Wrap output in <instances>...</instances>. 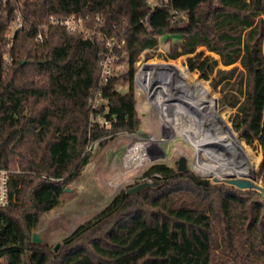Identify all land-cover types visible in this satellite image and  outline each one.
Segmentation results:
<instances>
[{
	"label": "trees",
	"instance_id": "16d2710c",
	"mask_svg": "<svg viewBox=\"0 0 264 264\" xmlns=\"http://www.w3.org/2000/svg\"><path fill=\"white\" fill-rule=\"evenodd\" d=\"M149 1H0V169H15L10 205L0 208V264H264L261 192L165 164L144 173L161 176L154 177L155 187L122 191L57 252L32 242L41 216L60 205L67 183L91 162L94 145L103 148L121 133L140 130L135 64L143 51L158 47L160 37H179L174 56L165 53V59L180 64L194 90L210 85L175 56L196 53L188 59L190 70L215 74L212 85L225 98L221 110H237L264 155V0H167L154 8ZM18 13L23 27L10 40L6 62V33ZM74 15H99L104 31L126 41L121 78L128 90L117 91L118 79H112L99 111L109 127L94 122L88 107L100 80L103 45L49 23L51 16ZM199 47L219 55L224 68ZM166 69L161 63L152 74ZM226 125L224 133L241 136L238 169L263 181L264 162L248 131L232 115Z\"/></svg>",
	"mask_w": 264,
	"mask_h": 264
},
{
	"label": "rangeland",
	"instance_id": "374dc122",
	"mask_svg": "<svg viewBox=\"0 0 264 264\" xmlns=\"http://www.w3.org/2000/svg\"><path fill=\"white\" fill-rule=\"evenodd\" d=\"M154 1H149L151 6ZM18 27L17 20L12 22L8 27L6 34L10 45L7 46V52L4 56L6 62L9 61V47L12 45L10 40H13ZM175 39H179V37L167 35L159 38L158 47L149 55L145 56L146 59H149V62L143 65L140 71V76L145 78L155 77L163 82L171 81V84L168 85H173L174 80L181 78L189 85V87H191V90L196 91L192 88V83L181 74V69L179 68L180 64L176 61L165 59V53L174 56L171 53V48L173 44L180 42V39L177 41H175ZM200 51H204L205 56L217 59L219 61L218 68H224L219 55L208 51L206 47H199L197 52ZM195 55L196 53L175 57H179L180 62L190 72L195 73L201 80L209 83L210 87L206 85L205 88L200 89V91L206 92L208 95H213L217 100L219 112L223 113V120L219 127L221 131L218 130L216 134L219 136L221 142L223 141V146L229 141L236 150L238 146L236 137L241 138V136L235 132L234 135L229 132L224 133L223 131L227 128L226 121L229 120L232 115L243 129L247 130V128L242 125L240 114L236 109L226 105L230 110H221L219 101L220 98L225 101V98L221 93V87L215 89L212 85L215 74L206 77L198 70H190L188 59L195 57ZM140 57L141 56H139L137 63L139 62ZM161 63H164V66H167L168 69L156 75L152 74L153 69L156 68V66L161 65ZM236 65L240 66L239 63ZM161 67L163 66H160V68ZM229 68L230 67H227V69ZM126 70L127 67H125L123 73L126 72ZM137 71L138 68L135 65V74ZM135 87L136 109L141 120L140 130L134 134L121 133L103 148H99L98 144L94 145L93 150H91V162L84 168L79 177L70 180L67 183L66 189H68V191H66L62 197L60 205L41 216L37 228L33 232L37 233L41 238V244H46L51 248H55L58 244L61 246L63 240L70 236L77 227L87 221L93 220L122 191L129 190L142 183H155L154 179L152 182H149L147 180L149 177L144 176V173L154 165L165 164L171 168L177 169L178 161L182 157H186L188 170L193 171L198 177L210 180L214 183L215 178L202 177L195 171L193 161L196 158V149L180 135L170 137V133L167 131L166 126H162L157 110V102L155 101L157 96L151 90L147 89V87L146 89L142 87L138 82H135ZM116 88L123 94L128 90L127 83L122 78L116 81ZM172 89L174 88H171V90ZM154 105L155 107H153ZM247 135L250 141H252L255 147L260 151L262 161L264 162L263 150L258 141L251 138L249 131ZM163 138L165 141L162 143L149 144L147 149L149 160L147 163L142 165L130 164L129 166L124 164L123 158L133 146L138 143H147L151 139L158 141ZM244 142L250 152L254 154L255 158V152L253 149L248 146L246 141ZM222 176L221 179L218 177L216 178L224 180L226 177L224 174H222ZM240 177L251 179L255 183L262 185V179L258 177L257 173L254 175L251 171H245ZM261 194L264 199V192H261Z\"/></svg>",
	"mask_w": 264,
	"mask_h": 264
},
{
	"label": "bare ground",
	"instance_id": "6f19581e",
	"mask_svg": "<svg viewBox=\"0 0 264 264\" xmlns=\"http://www.w3.org/2000/svg\"><path fill=\"white\" fill-rule=\"evenodd\" d=\"M145 79L157 88L155 101L158 114L170 137L180 135L196 149V158L193 161L195 171L206 178L221 179L222 174L226 177L224 180L243 178L240 177L242 173L236 165L235 147L228 140L223 146V141L216 134L218 130L221 131L219 127L223 113L219 112L215 97L203 91L191 90L181 78L174 80L173 85H168L171 81L163 82L155 77ZM164 141V138L158 141L151 139L147 143L136 144L124 156V164L129 166L147 163L149 159L146 151L149 144Z\"/></svg>",
	"mask_w": 264,
	"mask_h": 264
},
{
	"label": "built area",
	"instance_id": "2783aa9c",
	"mask_svg": "<svg viewBox=\"0 0 264 264\" xmlns=\"http://www.w3.org/2000/svg\"><path fill=\"white\" fill-rule=\"evenodd\" d=\"M5 2L6 0H0ZM154 1V0H153ZM167 0H155L151 7L163 5V2ZM18 23V29L23 27V19L21 13H18L16 16ZM49 23L54 26H60L65 28L68 32L84 36L90 40H96L103 45L102 51L99 53V69H100V80L98 87L91 91V96L88 101V107L92 110V120L94 122L100 123L105 127H109V122L105 121L101 116L100 108L103 105H107V100L104 98V90L110 85L112 79H120L121 73H123L125 67H127L124 60V47L126 41L122 35L109 34L107 31H104L105 20L102 19L99 15H74L71 17H55L51 16L49 18ZM116 26H113L115 29ZM17 29V30H18ZM39 42H42V36L37 37ZM154 50H145L140 54V60L137 63L136 67L138 71L134 74V81L139 83L142 87L151 90L155 95L157 88L152 86V82H148V79L140 76V71L144 64L148 63L149 59H146L145 56L153 52ZM117 89V88H116ZM159 89V88H158ZM117 91H119L117 89ZM157 96V95H156ZM148 149V147H147ZM146 156L148 157L147 151ZM19 172V171H16ZM15 174V171L8 169H0V208H5L10 205L11 202V177ZM156 178H161L160 175H155ZM154 177H149L147 180L152 182Z\"/></svg>",
	"mask_w": 264,
	"mask_h": 264
},
{
	"label": "water",
	"instance_id": "95a60500",
	"mask_svg": "<svg viewBox=\"0 0 264 264\" xmlns=\"http://www.w3.org/2000/svg\"><path fill=\"white\" fill-rule=\"evenodd\" d=\"M179 39H175V41H177ZM178 170L179 172H184L186 170H188V164H187V158L186 157H182L179 161H178ZM223 181V182H220ZM214 183H225L229 186L235 187L237 189L240 190H256L259 192H264V179L262 181V185L256 184L253 181L246 179V178H232V179H226V180H219L217 178L214 179ZM155 183H142L134 188L129 189L128 193L129 194H137L139 192H141L142 190L149 188V187H155ZM66 191H68V189H66ZM32 242L33 243H38L41 244L42 240L41 238L38 236L37 233H33L32 234ZM60 248V245H56L55 247V251L57 252L58 249Z\"/></svg>",
	"mask_w": 264,
	"mask_h": 264
}]
</instances>
